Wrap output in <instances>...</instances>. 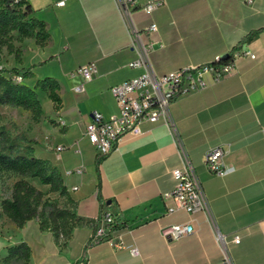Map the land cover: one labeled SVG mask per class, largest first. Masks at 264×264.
<instances>
[{"label": "crops", "instance_id": "crops-1", "mask_svg": "<svg viewBox=\"0 0 264 264\" xmlns=\"http://www.w3.org/2000/svg\"><path fill=\"white\" fill-rule=\"evenodd\" d=\"M26 1L45 22L49 39L44 46L23 39L20 63L3 51L5 59H12L11 68L31 72L22 79L25 84L33 86L44 77L59 83L57 107L41 93L43 116L50 122L27 134V144L61 175L67 196H48L81 223L61 245L64 237L57 240L49 229L41 230L37 218L18 227L0 210V264H221L225 259L230 264H264V0H160L150 12L136 9L131 23L144 45L153 42L148 59L157 75L239 51L236 72L173 101L171 127L142 120L136 132L126 133L102 158L83 135L90 114L118 113L110 87L141 72L129 66L137 55L115 2ZM153 1L159 0H137L140 6ZM152 23L156 31L148 34ZM89 62L97 71L83 81L74 71ZM79 85L82 89L76 91ZM176 133L202 187L206 211H167L174 201L163 193L174 186L172 170L184 164ZM217 146L226 150L223 160L230 168L223 175L210 172L203 160ZM101 211L114 215L126 248L106 241L88 244L96 226L88 220ZM186 222L194 228L191 234L170 240L161 233L165 225ZM20 243L29 248L28 260L14 256L5 262L8 249ZM132 245L138 257L130 255Z\"/></svg>", "mask_w": 264, "mask_h": 264}, {"label": "built area", "instance_id": "built-area-1", "mask_svg": "<svg viewBox=\"0 0 264 264\" xmlns=\"http://www.w3.org/2000/svg\"><path fill=\"white\" fill-rule=\"evenodd\" d=\"M114 2L131 37V46L135 48L137 55L136 59L129 63V66L140 68L141 72L110 87V92L117 103L118 113L105 117L98 111L91 112L90 120L85 126L83 135L94 146L98 158L105 157L115 150L126 133L136 132L142 120L152 123L162 121L171 127L172 122L169 115L171 103L182 95L208 87L209 81L217 82L234 74L236 72L235 60L240 54L239 51H233L228 59L216 56L207 63L189 65L157 75L152 70L148 59V51L153 42L149 41L144 45L140 41V31L133 27L131 15L136 9L150 12L162 1H153L142 6L138 4L137 0H114ZM63 3L64 1H59L57 4L62 5ZM146 31L148 34L155 32L156 25L152 23ZM242 54L251 59L255 58V55L248 51ZM96 71V64L89 62L77 66L74 73L80 76L83 81H89ZM14 79L21 82L22 76L16 75ZM74 89L80 91L82 85ZM176 141L179 155L184 164L182 168L172 170L174 186L170 191L163 193L164 198H172L174 201V205L169 206L167 211L169 213L177 210L188 213L206 211L208 204L202 187L193 167L185 156L182 141L177 133ZM61 148L60 146L57 147V149ZM225 153L226 150L223 146L207 150L203 157L206 168L216 175H223L228 172L230 168L225 165L223 160ZM92 221L96 223V226L88 244L106 241L114 248H126L121 235L117 233L118 222L112 213L101 211ZM193 230L192 224L186 222L165 225L161 228V233L165 238L173 240L191 234ZM233 241L238 243L240 236L235 234ZM129 253L132 257L139 256V251L134 245L129 248ZM221 264L230 263L228 259H225Z\"/></svg>", "mask_w": 264, "mask_h": 264}, {"label": "trees", "instance_id": "trees-1", "mask_svg": "<svg viewBox=\"0 0 264 264\" xmlns=\"http://www.w3.org/2000/svg\"><path fill=\"white\" fill-rule=\"evenodd\" d=\"M252 34L249 33L241 42L249 40ZM25 38H32L36 44L44 46L49 39L45 22L33 15L26 0H0V53L5 48L9 55H14L20 61L21 42ZM16 75H21L22 79L32 76L29 69L0 67V105L27 110L35 121L44 117L39 92L45 93L55 107L58 106L59 83L56 79L44 77L29 86L23 81L17 82L14 79ZM30 142L25 136L23 146L18 147L9 131L0 128V180L4 175L14 178L8 196L0 200V210L18 227L37 218L39 228L49 229L57 240L62 235L64 241L61 245H64L73 227L80 224L81 220L67 207L58 206L55 197L48 196L56 193L66 197L67 191L58 169L47 159L34 156L32 147L28 145ZM37 185H47L48 188L43 190ZM14 256L27 261V245L20 243L9 248L5 262Z\"/></svg>", "mask_w": 264, "mask_h": 264}, {"label": "rangeland", "instance_id": "rangeland-1", "mask_svg": "<svg viewBox=\"0 0 264 264\" xmlns=\"http://www.w3.org/2000/svg\"><path fill=\"white\" fill-rule=\"evenodd\" d=\"M5 55L6 54L2 50L0 53V67L11 69L12 59H5ZM18 62L20 63L21 60ZM25 81L29 82L28 80ZM39 95L41 99L43 95L40 92ZM42 105L44 111H47L48 105L44 99L42 100ZM43 121L50 122V120L45 116H41L39 121H35L32 118V114L27 110L7 105H0V128H6L9 131L18 147L23 146V137L27 134L30 135L32 132L35 133L37 130H41V122ZM13 180L14 178L12 176H2L0 180V199L8 196Z\"/></svg>", "mask_w": 264, "mask_h": 264}]
</instances>
